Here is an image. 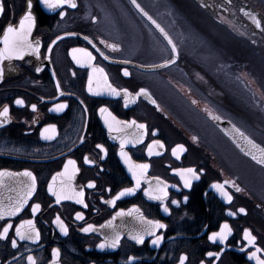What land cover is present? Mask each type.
Here are the masks:
<instances>
[{
  "label": "flooded vegetation",
  "instance_id": "af4514ba",
  "mask_svg": "<svg viewBox=\"0 0 264 264\" xmlns=\"http://www.w3.org/2000/svg\"><path fill=\"white\" fill-rule=\"evenodd\" d=\"M190 1L249 50V58H245L248 62L251 55H257L264 61V30L252 33L258 42L255 47L249 40L214 21ZM234 1L239 9L241 0ZM245 1L251 4V0ZM4 2L5 12L0 16V48L4 46L1 40L6 26L12 24L19 27L20 19L29 11L35 18L30 39L33 42L39 40L41 48L39 56L29 52L22 60L5 59L2 65L0 112L8 107L9 115L0 117V172L31 171L36 177V191L16 216L0 219V232L8 223L13 225L7 238H0V264H31L29 256L35 258L36 264H181L184 256L187 257L184 264H257L251 254L257 248L264 249V166L244 154L205 111L208 109L220 116V120H229L264 147V86L261 88L253 81L248 82V78L259 75L255 71H248V77H239L235 66L239 61L235 60V56L240 54V50L233 49L230 71L226 74L230 73L233 79L235 76L242 79L241 89L243 95L246 91L247 97H235L230 90H226L220 79L225 69L218 64L211 69L204 68L207 71H196L202 79L210 72V78L217 85L214 86L219 92L215 93L217 99H209L204 92L197 91L202 86L195 84V77L183 64L194 61L199 65L182 50L180 35L184 34V29L176 24L168 10L163 12L168 13L173 25L171 29L146 11L176 44L178 60L168 67L153 69L152 65L163 64L174 54L159 31L131 0H75L77 7L65 5L64 16L59 14L61 9H49L42 0H31L30 9L29 0ZM137 2L141 5L139 0ZM128 19L130 22H127ZM262 26L264 29V20ZM149 35L162 43L166 57L161 59L159 49L148 43ZM58 36L62 39L57 40ZM52 41L56 43L52 44ZM102 41L119 47L113 50ZM50 45L51 53L47 51ZM73 48H86L95 59L87 62L88 58L83 53H76L81 60L77 63L73 59ZM37 68L41 71L37 72ZM93 68L103 69V73H94ZM125 68L130 75H124ZM104 73L108 82L121 90L120 95H112L106 90L100 94L89 92V78L93 80V88L103 86ZM179 82L186 86H180ZM182 87L186 89L183 91ZM141 88L148 89L151 98L143 94L136 98ZM123 89L132 94L127 103ZM169 93L187 99L215 133H209L206 125L196 119L177 114L176 104L171 101ZM197 95L200 98L194 100ZM152 99L159 107L151 102ZM240 99L247 107L245 114ZM17 100L24 103L17 104ZM57 104H66L67 107L56 111ZM32 105L36 108L33 109ZM101 108H107L108 113L101 115ZM252 109L257 112H251ZM105 117L109 121L111 117L121 122L135 121L136 125L145 124L147 128L113 123L114 128L123 129L118 133L110 130ZM245 117L251 121L252 128L249 129L253 135L236 121ZM48 125H55L56 128L54 132L49 129L45 134L44 129ZM46 135L53 138L46 139ZM193 137H198V140H193ZM122 138L127 141L123 149ZM153 141L162 142L163 147L153 144ZM179 144L184 145L186 151L176 156L173 149ZM149 146L152 148L151 155ZM121 151L127 155L122 156ZM85 157L92 163H88ZM69 159L74 160L79 169L74 179L69 181L67 177H58L53 184V176L63 172ZM130 164H148L149 168L140 187L134 193L120 197L113 205L109 201L118 193L135 187L136 177ZM188 168L195 169L199 176L195 179L185 173L191 179V187H186L180 173L175 171ZM11 177L13 179L4 187L13 190L8 191L3 200L7 203L9 197L13 201L16 199L30 179L22 175ZM226 180L234 181L242 189L237 191L232 183L224 185L232 196L231 201L213 187ZM90 182H94L95 186L88 187ZM165 183L167 196L163 200L146 194V190H150L154 195H161L159 190ZM62 184L64 192L69 195H74L73 189L75 192L82 190L84 204L78 199L57 203L49 185L59 191ZM37 203L41 208L32 213L31 208ZM133 208H138L139 213L116 215L121 209L127 213ZM241 208L245 211L241 212ZM77 213H82L84 218L77 219ZM141 214L147 221H159L166 227L146 234L143 230L149 226L141 220ZM57 216L67 226L66 234L56 223ZM24 220L35 221L39 240L19 239L15 229ZM109 221H113L111 226ZM225 223L231 228L227 239H210L212 233L219 232ZM89 224L94 225V230L84 232ZM245 230H250L256 237L254 244L245 239ZM116 232L121 235L119 245L101 249L99 245L105 237L111 238ZM137 233L144 235L143 243L132 239ZM158 236L162 237L160 243L153 244ZM13 240L16 247L12 245ZM55 249L60 250L58 257L54 254ZM210 252L219 255L209 256ZM258 255L264 259V252ZM132 257L135 259H130Z\"/></svg>",
  "mask_w": 264,
  "mask_h": 264
},
{
  "label": "snow or ice",
  "instance_id": "6c2138e0",
  "mask_svg": "<svg viewBox=\"0 0 264 264\" xmlns=\"http://www.w3.org/2000/svg\"><path fill=\"white\" fill-rule=\"evenodd\" d=\"M42 3L45 4L49 9L55 10V9H61L60 15L64 16L66 15V12L63 10L65 5L70 6L71 8H76L77 4L75 3V0H42ZM132 3L136 5V7L150 20L156 28L160 30L161 33L164 34V36L167 38L168 43L171 44L172 50L174 53H176V57L178 58V51L176 48V44L172 41V38L168 35V33L165 31L163 27L159 23H157L156 20H154L138 3L137 0H132ZM29 9L31 8V0H29ZM5 12V2L4 0H0V16H2ZM256 25L259 27L261 22L259 19L256 17H252ZM35 26V18L32 16L31 11H29L22 19L19 21V27H16L12 24H8L6 28L4 29L3 32V37H2V42H3V48H0V79H3V61L5 59L11 60L13 58H19V59H24V56L31 52L35 54L36 56L40 55V48H41V42L39 40H36L33 42L30 39L32 30ZM65 35H74V33H65ZM57 40L62 39V37L58 36L56 38ZM85 39H89L88 37H85ZM56 41H52V44H55ZM102 43L106 44L108 47H111L113 50H116L119 45L117 44H107L106 41H102ZM47 51L51 53L52 47L51 45L48 46ZM73 53V59H76L77 63H81V60L76 56V53H83L87 58V62H91V60H94L95 57L92 55L90 51L86 48H73L72 49ZM50 58V57H49ZM175 58L166 60L163 62L161 65H152L151 67H167L169 64H174L175 63ZM37 72L41 71L40 68L36 69ZM96 71H99L103 73V69H96L93 68V72L95 73ZM124 75H130L128 70L125 68L124 69ZM89 87L88 90L89 92H95L96 94H100L101 91H108L112 95H120L121 90L114 88L107 80V74L104 73V85L100 86L97 85L96 88H93V80L90 77L89 78ZM57 87H59V81H57ZM126 94V103L128 101V97H130L132 94L128 92L127 89L122 90ZM63 94V93H61ZM143 94L149 98H151V93L148 91L146 88H141L138 93H136V98H139V96ZM151 102L153 104H156L157 107L159 105L157 104L155 99H152ZM17 104H23V100H17ZM193 103H196V101H193ZM66 104H57L55 105V110L56 111H62L64 108H66ZM32 108L35 109L36 105H32ZM205 111H208V114L215 120H220L221 117L218 115H214L211 111L208 109H205ZM101 115H104L105 113H108L107 108H101L100 109ZM9 115V109L8 107H5L2 112H0V117H7ZM109 116L111 114L109 113ZM106 123L109 124L110 130L116 131V132H122L123 129L120 127H113V123L119 125V124H124V125H130V126H136L140 129L146 130L147 126L145 124H139L136 125L135 121L127 122V121H117L115 117H111V121H109L108 117H105ZM56 126L55 125H48L44 129V133H48L49 129L55 131ZM226 132L230 136H232L233 140H237V137H239V141L241 143H245L247 147V155L251 156L253 160L257 161L260 165H264V147H261L260 145L256 144V142L249 136H247L241 129L237 128L235 125H232V131H229L228 129H225ZM46 139H51L53 138L52 136H45ZM193 140H198V137H193ZM127 141L125 139H121V148L123 149L124 144ZM133 142H139V141H133ZM153 144H160L161 147H163L162 142L160 141H153ZM98 147L103 148L102 145H99ZM106 151V150H105ZM186 151L184 145L179 144L176 146V148L173 149V154L176 156H179L182 152ZM152 154V148L149 146V155ZM122 156H126L127 154L121 151ZM85 160L88 163H92V161L87 160V157H85ZM76 162L74 160L69 159L67 163L64 166V170L61 173H57L56 176H53V184L56 183V180L58 177H67L69 181L74 179L76 172L79 171L78 168H76ZM70 166H71V171H70ZM130 169L133 170V175L136 177V184L135 187L133 188H125L123 189L118 195L112 200L109 201V203H112L113 205L116 203V200H118L120 197H123L125 195H129L134 193L141 184V180L144 177L145 173L147 172V169L149 168L148 164H140V165H135L133 166L132 164L129 165ZM138 169V171H137ZM175 171L179 172L181 175V178L184 179L185 186L186 187H191V179L189 176H186L185 173L190 174L192 178L199 179V176L196 174V170L193 168H188V169H176ZM5 175L8 176H25L30 178L29 182L24 186L22 191L20 192L19 195H17L16 199L13 201L12 197L8 198V203L5 204L3 201H0V219L4 218L5 216L11 217V216H16L19 212H21L24 208V206L28 203L29 199L34 195L36 191V177L31 171H24L23 173H11V172H0V178L4 177ZM159 179V178H157ZM0 183H2V180H0ZM151 183V182H150ZM232 183L233 187H236L237 191H241L234 181H224L223 183H216L213 185L217 190L221 192L222 195H224L229 201L232 200V196L230 193L227 192L225 189L224 185ZM94 182H90L88 187H94ZM167 185L165 183L164 187L161 188L159 191L162 193L161 195H154L152 191L146 190V194L153 199H158V200H163L167 196V191H166ZM49 191L52 192V194L56 198V202L59 203L61 200H70V199H78V202L81 204H84V192L81 190L79 192H75L73 189L74 195H69L64 192L63 189V184L61 185L60 190H56L53 185H49ZM185 199H187L185 197ZM173 203H178L177 201H173ZM87 207V205H84ZM41 208V205L39 203L35 204L32 206L31 211L32 213H36L39 209ZM167 211V209H165ZM241 212H244L245 209L241 208ZM133 213H139L138 208H133L129 210L127 213L121 209L116 215L117 216H124V215H132ZM231 215H235V213H230ZM77 219H83V214L82 213H77L76 214ZM141 220L147 224L149 227L145 228L143 231L146 234H152L155 232L156 229H161L165 228L166 225L160 223L159 221H147L146 218H144L141 214ZM115 220V217H113V221ZM113 221H109L108 224L109 226L112 225ZM56 223L60 225L61 231L64 232L65 234L67 233V226L63 224L61 221L60 217H56ZM13 227L11 223H8L6 226L3 227L2 232H0V238H7V234L9 230ZM103 227V226H101ZM94 230V225L89 224L86 228L83 229L84 232H91ZM16 235L19 237V239L24 240V239H30V240H39L40 239V233L39 230L35 227V221L34 220H24L21 221L20 226L15 229ZM27 233V235H26ZM231 234V228L230 226L225 223L219 232H213L210 239L215 241L217 238L220 240H226L227 236ZM245 239L248 241L249 244H254L256 241V237L251 234L250 230H245L244 233ZM121 235L119 232H116L111 238L105 237L104 242H102L99 247L101 249L106 248V247H112L116 248L119 243H120ZM132 239L136 240L139 243L144 242V235L137 233L132 237ZM162 237H157L155 240L152 241L153 244H159L161 241ZM13 247H16V241H12ZM59 249L54 250V254L58 257L59 256ZM264 252V249L257 248L255 252H253L251 255L256 258L257 264H264V259H260L258 253ZM209 256H218L219 254L216 253H208ZM132 260L135 259V257L130 258ZM187 259L186 256L181 258V264H184V261ZM28 260L31 262V264H36L35 258L32 256L28 257Z\"/></svg>",
  "mask_w": 264,
  "mask_h": 264
},
{
  "label": "rangeland",
  "instance_id": "374dc122",
  "mask_svg": "<svg viewBox=\"0 0 264 264\" xmlns=\"http://www.w3.org/2000/svg\"><path fill=\"white\" fill-rule=\"evenodd\" d=\"M139 1L141 5L154 15L161 24L165 25L169 29H171L173 25H171L170 18L167 16L168 13H164L163 10H168L169 13L172 14L173 18L177 22L176 24H179L184 29V34L180 35V38L183 40L181 43L182 50L191 56L199 65H201L203 69H211L214 65L218 64L225 69V71L221 72L222 75L220 79L226 90H230L232 95L235 97L237 95L240 98H243L244 96L247 97L246 91L243 95V90L241 89L242 79H239V77H248L247 72L250 70L258 71L260 74H263L262 79L254 77L253 79L248 78L249 81L246 78L244 80L248 82L253 81L256 86L263 88L264 64L260 63L258 59L256 60L252 55L250 62H248L245 58H249L247 55L249 50L243 44L237 43L236 40L223 28L208 19L190 0ZM184 11L186 12V15L184 14ZM127 22H130V20L128 19ZM173 33L176 35V31H173ZM148 43L159 49L161 59L167 56V52L162 43L156 42L151 35L148 36ZM234 48L239 49L240 54L235 56V60L239 61L235 64L239 77L237 78L235 76L233 79L232 75L230 73L226 74V72L230 71L228 70L230 68L229 61L231 60ZM183 64L187 71L191 72L195 77L193 79L196 82L195 84L202 86H199L201 89L197 91L204 92L207 98L216 100V94H219V92H217L214 86H211L208 82H205L204 79L197 75L196 71L198 70L199 65H196L194 61L185 62ZM179 84L180 86H186L183 82H179ZM185 89L186 88L182 87L183 91ZM169 95L171 97V101H174L175 104H178V106L185 109L193 119H196L204 126L206 125L205 127L209 133H215L209 122L204 119V116L199 112V110L191 105L187 99H185L182 95L180 96L170 93ZM202 95L204 96V94ZM192 96L194 95L192 94ZM198 98L200 97L198 96L194 100H198ZM240 104L245 110L241 111L245 114V112H247V107L243 104L241 99ZM251 112L256 113L257 111L256 109H252ZM258 117L261 118V115L259 114ZM246 118L247 117L239 120L236 119V121L244 130L253 135L252 130H250L252 128L251 121H248ZM207 131H205V133H208ZM255 170L259 172L257 169Z\"/></svg>",
  "mask_w": 264,
  "mask_h": 264
},
{
  "label": "water",
  "instance_id": "95a60500",
  "mask_svg": "<svg viewBox=\"0 0 264 264\" xmlns=\"http://www.w3.org/2000/svg\"><path fill=\"white\" fill-rule=\"evenodd\" d=\"M192 1L201 10H203L208 16H210V18H212L214 21L226 26L234 34L249 40L250 43L252 45H254L255 47L257 46L258 42L254 38L253 34H257L259 32H263V30H264L263 26H262L263 25V20H264V13L262 11H258V9L252 8L250 3L245 1V0L239 1V3L241 4V7L239 9H237L238 4L234 0H192ZM134 6L136 7L135 4H134ZM136 9L140 12V10L137 7H136ZM144 10L146 11V9H144ZM140 13L144 16V14L142 12H140ZM241 16H243V17H241ZM253 16L260 20L261 24H260L259 27L256 25V23L252 19ZM144 17L148 20V18L146 16H144ZM153 19L156 20L155 18H153ZM148 21L156 28V26L150 20H148ZM157 23H159V22L157 21ZM156 29L159 31V33L162 35V37L165 39L167 44L172 49L171 44L168 43V40L164 36V34L161 33L158 28H156ZM173 54H174L173 58H175L176 57V53L173 52ZM177 60H178V58H175V63L177 62ZM170 65H173V64H169L168 66H170ZM162 68H165V67H155L153 69H162ZM216 124L229 137V139L244 154L247 155V150L248 149L246 147V144L245 143H241L239 141V137H237V140H233L232 136H230L228 134V132L225 131V129H228L229 131H232V125L233 124L229 120H225V119L224 120H216ZM256 144H258V143L256 142ZM258 145H260V144H258ZM247 156H249V155H247ZM249 157L252 158L251 156H249ZM18 177L19 176H16L15 178H18ZM11 179H13V178L11 176H8V175H5L4 177L0 178V180H2V183H0V201H3L6 198L8 191H13L10 187L4 188L5 184L9 183V181ZM4 203L7 204V202H4Z\"/></svg>",
  "mask_w": 264,
  "mask_h": 264
},
{
  "label": "bare ground",
  "instance_id": "6f19581e",
  "mask_svg": "<svg viewBox=\"0 0 264 264\" xmlns=\"http://www.w3.org/2000/svg\"><path fill=\"white\" fill-rule=\"evenodd\" d=\"M251 7L252 8H254V9H258V11H262L263 13H264V0H251ZM239 53H240V51H239ZM256 60L258 59V61L260 62V63H263L264 64V61H263V59L261 58V57H258L257 55L255 56V55H252ZM198 70H201V71H207V70H205V69H203L201 66L199 67L198 66ZM209 72V71H208ZM255 72H257L259 75L257 76L258 78H260V79H262V77H263V74H260L258 71H255ZM208 76L204 79L205 80V82H208L211 86H215L216 84H215V82H214V79H211L210 77V75H211V73L209 72L208 74H207ZM217 86V85H216ZM225 97V96H224ZM176 112H177V114H180V113H182L184 116H185V118H192L188 113H187V111H185L182 107H180V106H178V104H176Z\"/></svg>",
  "mask_w": 264,
  "mask_h": 264
}]
</instances>
